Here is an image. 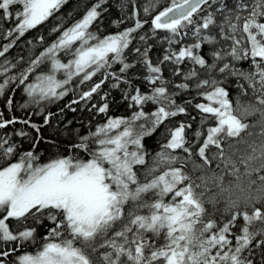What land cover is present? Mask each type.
Here are the masks:
<instances>
[{
  "label": "snow or ice",
  "instance_id": "obj_1",
  "mask_svg": "<svg viewBox=\"0 0 264 264\" xmlns=\"http://www.w3.org/2000/svg\"><path fill=\"white\" fill-rule=\"evenodd\" d=\"M68 2L0 0V39L7 41L0 44V98L23 86L21 107L40 106L63 99L76 80L87 90L65 108L75 112L72 105L95 94L104 102L89 110L107 114L109 94L101 91L110 82L136 110L77 133L71 149L87 159L57 156L43 164L35 149L57 143V129L49 137L42 131L54 114L41 108L38 125L0 112V130L20 123L35 132L32 149L22 153L0 135V264H264V0H147L146 18L127 0L120 7L132 5L133 26L107 35L98 26L108 0H93L70 25L55 23L50 31L58 35L38 55L8 58ZM158 37L167 47L154 61L149 41ZM36 40L44 44V36ZM138 65L149 91L133 84ZM193 93L201 102L178 103ZM149 103L156 107L146 112ZM5 106L12 110L11 95ZM189 106L199 116L194 130L175 120L189 116ZM161 125L165 141L149 165L143 140ZM40 227L47 235L39 249L21 252Z\"/></svg>",
  "mask_w": 264,
  "mask_h": 264
},
{
  "label": "trees",
  "instance_id": "obj_2",
  "mask_svg": "<svg viewBox=\"0 0 264 264\" xmlns=\"http://www.w3.org/2000/svg\"><path fill=\"white\" fill-rule=\"evenodd\" d=\"M93 2V0H69L68 4H66L59 13H57L56 18H50L48 22H46L44 25L38 26L37 29L30 31L26 34L25 37L21 38L19 41H17L16 46H14L8 54L9 59H15L21 55L25 56L26 58L29 55H38L40 51L43 50L44 47H46L48 44H50L56 37V33H51L50 29L51 27L60 21L65 22V26L70 25L74 19H79L80 15L84 11L85 4H89ZM127 0H108L107 3V11L104 12L102 20L99 24V34L101 35H107V34H114L118 31H122L126 27L133 26V20L129 19L131 12H132V5L128 4V7L125 9H121L120 5L122 3H126ZM134 3L136 7L140 11V16L142 18L144 17L143 13V7L147 3V0H134ZM168 0H161V4H167ZM69 13H71V16H69ZM123 20V23H120L117 25L114 23L115 21ZM9 24L5 23L4 27H8ZM148 26H145V29L143 31H147ZM93 30H96L94 27ZM143 31L141 34H143ZM164 33H160L159 37H162ZM39 36H44V44L39 45L37 43L36 38ZM159 37L155 40H150L149 43L153 44V49L151 52V56L153 60H157L159 57L163 55L162 48L167 47L166 44L162 45L160 42ZM28 40H33V44L29 45L27 43ZM7 43L6 40L0 39V44ZM136 43V42H134ZM31 50V51H30ZM207 50V48L205 49ZM63 60L66 62V58L62 57ZM131 59V57H129ZM247 67V65H244ZM115 69L118 70L119 65L113 66ZM41 70L47 71V67L42 65ZM164 75L166 77H170V66H166L164 68ZM58 77V76H57ZM139 77V78H138ZM143 69L141 66H137V69L133 70L131 74V78L133 80V84L136 87H139L141 91H149V86L146 82L143 81ZM59 78V77H58ZM99 74L97 77H94L93 80H98ZM171 78V77H170ZM32 78L30 77V80ZM178 79V78H175ZM77 81L74 80L72 85L69 87V93L67 96H65L63 99L55 101V102H43L40 106L29 104L27 108H22L21 105L25 104L27 101V96L23 92V86H20L19 88H15V91H9L6 93L5 97L0 98V112L4 113L5 118H11L12 116L17 117L18 119H30L31 122L36 123L38 125L43 124V116L38 115L40 109L42 108L44 113L47 114L48 112L53 113L52 117V127H44L42 129L43 134L45 137H49L53 135V129H57L59 132V135L55 137L57 143L55 145L51 143H40L35 151L39 154L40 160L39 163H47L51 159L56 158L57 156H67V155H78L81 158L87 159V154L79 152L78 150H72L71 144L76 142L78 140L77 133L83 135L87 134L89 130H95V127L98 124L104 123L108 117H130L135 111V108L129 107V100L123 99V93L118 89H112L111 83L106 82L102 86L101 94L108 93V103H109V110L107 114H100L95 111V109L89 110L91 108L92 104L100 105L104 101L101 100L100 95L93 96L92 100L90 102H81L77 105H72V107L76 108V111L73 112L69 110L68 108H65V105L69 104L71 100L78 98V93L81 90H87V84L77 86ZM90 83V82H89ZM11 95L13 99V107L12 110L9 111L6 108V100L8 96ZM192 95L184 94L181 97H177L178 103H183L186 99H193ZM238 96V93L236 91L235 85L230 88V98L233 99L235 102L236 98ZM242 101L246 102L248 100V97H241ZM201 102L199 98L193 99V104ZM155 105H152L151 103L144 106V110L146 112H151L155 109ZM64 108V111L61 112L60 110ZM188 111L190 113L189 116H178L175 118L176 121H186L190 122L193 125V130L199 126V116L197 114V111L189 106ZM191 116H196L197 119L195 121L191 120ZM252 120L257 119V117L250 118ZM71 122V123H69ZM140 123V122H138ZM174 122L166 121L165 124L168 126H171V124ZM164 128L165 125H161L151 136H146L143 140V144L145 147L146 152L148 153V156L146 157L148 164L150 165L152 163V159L155 156V154L160 151L161 144L165 141L164 136ZM19 130H24L30 133L28 137H20L15 135V132ZM192 130H188V135L191 136ZM0 135H8L11 137V140L15 142L19 146V151L22 153L27 150L32 149V137L35 136V132L28 128L27 126L17 123L15 125H10L6 129L0 130ZM5 161L0 160V165H3ZM139 167V166H138ZM144 169H140L141 176L143 175ZM11 224H14L15 222L10 221ZM47 223V222H45ZM241 223L238 221V225ZM47 235V228L40 227L38 228V235L35 243L28 245L26 248L21 249L20 251H28V252H35L39 249L41 244L43 243L44 236ZM20 253H16V255H19ZM12 259H15V256L12 257Z\"/></svg>",
  "mask_w": 264,
  "mask_h": 264
},
{
  "label": "rangeland",
  "instance_id": "obj_3",
  "mask_svg": "<svg viewBox=\"0 0 264 264\" xmlns=\"http://www.w3.org/2000/svg\"><path fill=\"white\" fill-rule=\"evenodd\" d=\"M65 58H66V61H67L68 58H67V57H65ZM62 59H63V58H62ZM57 76H58L59 78H63L61 74H57Z\"/></svg>",
  "mask_w": 264,
  "mask_h": 264
}]
</instances>
